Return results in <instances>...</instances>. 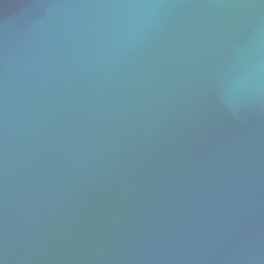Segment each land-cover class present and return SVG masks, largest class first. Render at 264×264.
I'll return each mask as SVG.
<instances>
[{"label":"water","instance_id":"water-1","mask_svg":"<svg viewBox=\"0 0 264 264\" xmlns=\"http://www.w3.org/2000/svg\"><path fill=\"white\" fill-rule=\"evenodd\" d=\"M0 264H264V0H0Z\"/></svg>","mask_w":264,"mask_h":264}]
</instances>
